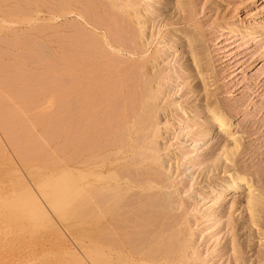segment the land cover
I'll use <instances>...</instances> for the list:
<instances>
[{
	"label": "rangeland",
	"instance_id": "obj_1",
	"mask_svg": "<svg viewBox=\"0 0 264 264\" xmlns=\"http://www.w3.org/2000/svg\"><path fill=\"white\" fill-rule=\"evenodd\" d=\"M65 1L70 0H0V202L11 199L19 209L23 204L20 194L41 179L37 171L47 172L51 165L59 166L64 157L75 156L78 103L85 88L91 87L92 76L102 78L104 85L100 86L109 92L103 99L111 95L106 102L131 83L141 90L139 81L147 82L154 95L155 125L148 136L141 132L140 138L155 149L137 148L140 153L134 152V156L128 152L130 160L136 157H132L129 169L146 172L149 161L144 156L154 151L159 155L162 179L153 180L154 184L150 178L139 179L132 173L135 179L143 180L140 185L152 184L151 188L137 186L130 192L141 199L136 202L135 198L136 204L126 211L127 218L128 213L134 216L128 221L129 231H134L131 235L139 237L132 236L135 242L146 241L145 249L159 250L168 243L175 254L172 264H264V0H120L118 4L114 0H71L73 11L61 7ZM87 74L92 75L89 81ZM76 84L82 86V93ZM131 85L130 89H137ZM65 88L70 91L66 93ZM114 101L105 109L115 110L118 106ZM212 106L230 117L234 136L217 134L216 123L211 122ZM139 135L132 141H139ZM234 144L237 148H232ZM23 151L30 156L34 153L29 162L32 165H24ZM139 157L142 159L137 161ZM127 159L122 163H129ZM137 165L138 169L133 167ZM28 171V178L21 176ZM233 173L246 175L249 183L232 193H224L221 187L214 190L215 183L226 181ZM12 175L21 177L11 184L8 179ZM250 188L259 200L253 208L249 207ZM22 215L20 210L4 218L1 215L6 222L0 220V228L8 229L14 219H31ZM142 226L144 229H139ZM26 227L22 224L17 229L27 232ZM73 229L62 227L58 233L63 236ZM28 233L29 237L35 233L42 236L34 243L47 242L38 228Z\"/></svg>",
	"mask_w": 264,
	"mask_h": 264
},
{
	"label": "bare ground",
	"instance_id": "obj_2",
	"mask_svg": "<svg viewBox=\"0 0 264 264\" xmlns=\"http://www.w3.org/2000/svg\"><path fill=\"white\" fill-rule=\"evenodd\" d=\"M43 1L46 2V0H43ZM70 1L63 2L61 7H66L70 11H73L72 3ZM114 1L117 4L122 2L120 0H114ZM72 2L75 3L76 0L72 1ZM123 2H126V1H123ZM53 3H55V2H53ZM59 4H60V2H59ZM106 4H108V3H106ZM79 5H80V3H79ZM93 5H94V3H93ZM54 6L55 5H53V7ZM106 6H108V5H106ZM34 11H36V10H34ZM34 11H33V13H34ZM93 12H95V11H93ZM76 13H78V12H76ZM88 13H90V12H88ZM137 13H138V11H137ZM35 14H36V12H35ZM68 14H69V12H68ZM253 14H255V13H253ZM134 15H135V13H134ZM33 18H35V17H33ZM88 19H89V17H88ZM50 20H51V18H50ZM99 22H100V20H99ZM103 24H105V23H103ZM124 27H126V26H124ZM130 35H131V33H130ZM115 37H116V35H115ZM76 43H78V42H76ZM98 43H100V41H98ZM87 44H88V42H87ZM108 45H110V43H108ZM85 46L86 45H84V47ZM102 46L103 45H101V47ZM129 46H131V45H129ZM87 49H91V48H89V46H88ZM102 50H104V49H102ZM102 50H100V51H102ZM132 52H135V51H132ZM95 54H97V53H95ZM106 54H108V53H106ZM99 55H103V52H102V54H99ZM112 56H114V55H112ZM84 57H86V56H84ZM69 59L72 60L73 58L71 57ZM89 59H91V58H89ZM71 60H70V62H72ZM95 60H94V62L98 61V60L97 61H95ZM75 62H76V60H75ZM89 62L90 61H88V63ZM80 63H79V65H80ZM91 63H93V61H91ZM126 64H128V63H126ZM70 65H71V63H70ZM81 65H83V64H81ZM110 65H111V62H110ZM129 66H130V63H129ZM129 66H128V68H129ZM137 67H139V66H137ZM92 68H96V67H92ZM101 68H102V66L100 67V69ZM123 68L124 67H122L121 70H123ZM126 68L127 67H125V69ZM89 69H91V68H89ZM105 69H107V68H105ZM137 70H135V71H137ZM99 71L97 70L98 74H99ZM113 72H116V71H113ZM124 72L126 73V70ZM148 72H149V70H148ZM96 73H95V76L98 75ZM103 73H108V72L103 71ZM121 73L123 74V71H121ZM81 74H83V73H81ZM92 74H94V73H92ZM122 74H121V76H122ZM148 74L150 75V73H148ZM84 75H85V73H84ZM106 75L108 76V74H106ZM151 75H152V73H151ZM88 76L91 77L92 75H89V74L86 75V77L88 78V81H89ZM133 76H135V75L133 74ZM133 76H132V78H134ZM105 77H103V79ZM66 78H68V77H66ZM74 78H76V76H74ZM87 78H86V80H87ZM115 78H117V77H115ZM123 78H122V80H124ZM78 79H79V76H78ZM136 79H137V77H136ZM136 79L134 78L132 80L133 81L135 80V83H136V81L138 82V80H136ZM76 80H77V78H76ZM91 80H92L90 82L91 87L88 86V88H85V89H87V91L84 89V91H86L85 95H83V93L80 89V88H82L81 84H79L81 86L79 88L77 87V84H76V87L78 89H80L82 95H81L80 101H79V97H78L79 95L77 94L78 95L77 96L78 101L80 104L78 103L79 114H76V116L79 115V118H78L79 120L77 119V121H79V122H77L76 126H74V128L76 127L75 128L76 134H74V136H75L74 139L76 141L75 143L77 144V150L75 147V150L77 152L75 154V156L72 158H70L71 155L69 158L68 157L65 158L63 156L64 159L63 160L61 159L62 163L59 166H54V164H53V166L51 165V167H48L50 169L47 172L37 171L40 174L41 179L39 180V182L37 184H32L29 188H27L25 191H23L20 194L19 199H20V201H23V204L19 209L14 208V206L12 205L13 200H11V199H7L4 202H2V201L0 202V216L2 215L1 217H3V218L5 215L8 216V215L14 214L15 211H17V210L22 211V213H23L22 216H24V217L30 216L31 217L30 220L29 219L26 220L25 218H23V219H20L21 221H19V222L17 221V219H14L15 221L10 220L11 222L10 221L9 222L11 224L9 225V228L7 227L8 228V229H6L7 232H6V230H4L5 229L4 227H3L4 229H2V227L0 228V232H3L2 230L5 231L4 234L3 233L0 234L1 235L0 236V264H172L173 263L172 262V259H173L172 255L174 253L172 254V252H174V251L171 250L172 246L170 247L168 245V243H167L168 246L165 245L166 247H164V249L162 248L159 250L157 247H155L154 249H153V247H152V249L150 247L145 249L146 245H144V242H146V241H144L143 243H141V242L138 243L139 241L137 240V242H135V239L132 237L134 235H131L134 231L133 232L129 231L131 229V228L129 229V227H131L130 226L131 224H129V222L133 220L134 216H133V213L132 214L128 213V215H129L128 218L126 215V211H128L132 205L136 204L135 201L138 202L141 200V199H139L140 197L139 198L135 197L136 198V200H135V198L132 197V195L130 193L131 190L137 186L142 188V190H145V189L152 187V184L140 185L139 183L143 180L140 181L139 179L144 178V180H145L147 178L148 179L150 178L152 181L157 179L156 180V182H157L158 178L161 177V173H160V169H159V166L161 165L159 163V161H160L159 155H158V153H154V151H152L151 153L149 152L150 154L144 153L145 154L144 159L145 160L148 159V161H149L148 163H146L148 165V169L146 170V172H144V171L142 172L141 170L140 171L138 170L136 172H132V171H130L131 167L129 169V164H131L130 161L131 162L133 161L132 160V157L134 156L133 153L134 152L135 153L138 152V154L140 153L139 152L140 149H138L139 151L138 150L135 151L137 148H141V149H145V150H147V149L154 150L155 149V148H153L154 145L151 142H150L151 143L150 145L149 144L147 145V144H145V142H143V138L142 139L140 138V137H143L142 133H144V134L147 133V135L146 134L145 135L148 136V134H149L148 132L152 131L150 129L151 128L153 129L154 125H155L154 124V122H155L154 121L155 104H154V102L151 101L153 94L151 95V91H149V89H148V85H147L148 83L147 82H145L143 84L141 83L142 84L141 85L140 81H139L138 85H140V88L142 87L141 90L138 89L139 87H136V84L131 83L132 84V85L130 84L131 87L135 86V88H137V89L134 90L131 88L132 89L131 90L130 85H128L129 88L128 89L125 88L126 91L123 89L121 90V92L119 93L120 96L118 95V96H116V98L113 97V98H111V100H108V102H106L107 96L104 97V99H105L104 100L102 95H104V93H105V95L109 94V92L106 91L105 87H104L105 88L104 91H106L107 93L103 92V88H101V86H103L104 84L101 85L102 81L100 82V80H102V78H100V80H99V78H95V77L93 78V76H92ZM66 81L67 80H65V82ZM71 81H72V79H71ZM79 81L81 82L80 79H79ZM80 82H77V83H80ZM108 82H109V80H108ZM81 83H83V82H81ZM107 84H105V86ZM73 85L75 87V84H73ZM88 85H89V82H88ZM117 85H118V83H117ZM109 86L111 87V85H109ZM84 87H85V85H84ZM120 87H122V85L119 86L118 88H120ZM125 87H127V86H125ZM62 90L64 91V89H62ZM65 90H67V88H65ZM68 91H70V90H67L66 93ZM78 91H76V92H78ZM110 92H112V91H110ZM69 93H72V92H69ZM65 94L63 93L64 96H65ZM116 94L117 93L115 92V95ZM63 95H61V97H63ZM112 95H113V93H112ZM110 97H111V95L110 96L108 95L107 98H110ZM66 98L63 97V99H66ZM67 99H70V98H67ZM114 99L115 100L119 99V100H121L122 103L117 102V100L114 101ZM72 101H74V100H72ZM112 101L116 102L115 106H118V107H115L116 108L115 110H113L111 108L105 109V107L107 106V103H108V105H110L109 103H112ZM66 102H67V100L65 101V103ZM74 102L76 104L77 101H74ZM118 103H120L121 106ZM74 108H75V106H74ZM74 108H72V109H74ZM212 108H213V106H212ZM107 109H109V110H107ZM63 110H66V109H63ZM68 112H69V110H68ZM68 112L66 111V114ZM69 114H72V112H70ZM68 115H64V117L66 118ZM65 118H63V119H65ZM68 118H67V120H68ZM81 120H84V121H81ZM212 121L216 123L217 134H219V133L225 134L226 133V134H229L231 136H234L231 132V130L233 128V123H232L230 117L227 116L222 110H220L218 108L212 109V111H211V122ZM65 122H67V121H65ZM84 122H86L87 124H84ZM158 124H156V125H158ZM63 125H64V123H63ZM69 129H68V131H69ZM153 132H155V130H153ZM138 134H140L141 136L139 135L140 139H138L139 141H136L137 142L136 143L135 141H132V140L135 137L138 138V136H137ZM154 134L155 133H153V135ZM69 135H70V133H69ZM158 137H159V135H158ZM70 139H72V138H70ZM144 139H146V138H144ZM235 143H236V141H235ZM237 146H238L237 144H234L232 148H237ZM228 148H230V147H228ZM66 150H68V149L66 148ZM27 152L30 154L31 151H27ZM128 152H131V154L133 155L131 157V160L129 159L130 156L129 157L127 156ZM23 153L24 154H22L21 156L24 155L23 156V158H24L23 160H25V162L23 161L24 165L29 164V162H31V158H32L34 153L32 154V156L26 154L24 151H23ZM126 156L128 157L129 160L126 158ZM137 157H138V155H137ZM142 157H143V155H142ZM142 157H141V159H142ZM228 157L230 159V156H228ZM133 158H135L134 160H136V157H133ZM32 159H34V158H32ZM126 159L129 161V163L126 162L123 164L122 162L126 161ZM139 159H140V157L137 158V161ZM20 160H21V158H20ZM135 163H136V161L133 164H135ZM139 164L141 165L143 163L140 162ZM30 165H32V164H29L28 166H30ZM139 166L137 165V166H133V167L137 168ZM140 168L142 169L143 166ZM131 170H133V169H131ZM132 173H134V176H137V178H139L140 176H141V178H139L138 180L135 179V177L132 176ZM30 174H31V171H28L21 176L26 175V176H24V178H28L30 176ZM137 174H140V175L138 176ZM21 176L20 175H18V176L12 175L11 178L8 179V181H10L12 184L15 179H17ZM160 179H162V178H160ZM153 183H154V181H153ZM245 183L246 184L249 183V180H248L246 175L233 173V174H230L228 176V178H226V181L221 180V181H218L217 183H215L214 184V190L216 187H221V189H223L224 193H226V194L232 193L234 191L239 190L242 187V185ZM156 188H157V186H156ZM0 189H1V187H0ZM252 189H254V188H250V191L248 192V200H249V205H250L249 207L253 208V207L258 206L256 204L259 200H258V197L256 196L257 194L255 195V193H254L255 190H252ZM156 192H157V190H156ZM1 193H2V191H1ZM141 193H140V196H141ZM134 195L135 194H133V196ZM149 195H150V193H149ZM142 198H144V197H142ZM137 199H139V200L137 201ZM141 206L144 207V205H141ZM147 206H145V207H147ZM144 208L143 209L140 208L139 210L144 211ZM150 209L151 208L146 209V211L150 210ZM254 209L257 210V208H254ZM158 211H159V209H158ZM134 212H136V211H134ZM145 212H143V213H145ZM255 212L256 211H254V213ZM18 213H20V212L18 211ZM147 213H148V211H147ZM156 214H158V213H156ZM130 215H132L133 218L130 217ZM142 215L143 214H141V217H142ZM259 215H257V216H259ZM139 216L136 214L135 218L138 219L137 217H139ZM3 218H2V220L6 222V219L4 220ZM130 218H131V220H130ZM128 219L130 221H128ZM155 219H156V217H155ZM155 219L152 221H156ZM144 220H141V221L138 220V222L140 223V222H143ZM165 221H167V220H165ZM148 222H150V221H148ZM157 222H159V221H157ZM137 223H136V225H137ZM139 223H138V226L140 227ZM162 223H163V221H162ZM5 224H7V223H5ZM22 224H25L27 226L26 227L28 229L27 232H33V231H35L36 228H38V230H40L43 233L42 235L45 238L44 240H47V242L41 241L42 243L41 242L40 243H34L33 241L41 238L42 236L35 233L32 237L31 236L29 237V235H30L29 233L27 234V232H21L17 229V226L22 225ZM133 225L135 228L134 222H132V227H133ZM143 225H146V224L144 223ZM158 225H159V223H158ZM66 226H72V227H74V229L71 232L66 233L63 236L59 235L58 230L62 227H66ZM162 227H164V226H162ZM138 228L137 229L132 228V229L137 230V232H138ZM168 228H170V227H168ZM177 228H179V227H177ZM139 229L143 230L144 227L142 226ZM145 229H146V227H145ZM165 229H167V228H165ZM165 229L163 230V232L165 231ZM147 232H148V230H147ZM149 232H148V234H149ZM171 232H172V230H171ZM139 233H140V231H139ZM16 234L17 235L20 234L21 236L19 235L20 237H17ZM145 234H147V233H145ZM13 235H15V236H13ZM25 235H27V236H25ZM138 235H140V234H138ZM157 235H159V230H158ZM70 236H72L73 238H70ZM140 236L144 237L142 234ZM177 236H178V234H177ZM136 237L139 238L138 236H136ZM153 237H156V236H153ZM153 237H152V239H153ZM171 240H172V238H171ZM176 240L177 239H175L174 241H176ZM157 241H158V239H157ZM165 241H167V240H165ZM183 241H185V240H183ZM43 242H45V243H43ZM148 242H149V240H148ZM153 242H154V239H153ZM176 243H177V241H176ZM186 243H188V242H186ZM153 244H155V243H153ZM153 244H152V246H153ZM173 249H174V247H173ZM181 250H180V252L182 253ZM184 250H185V248H184ZM180 252H179V254H180ZM177 257H179V256H177ZM182 260H184V259H182Z\"/></svg>",
	"mask_w": 264,
	"mask_h": 264
}]
</instances>
